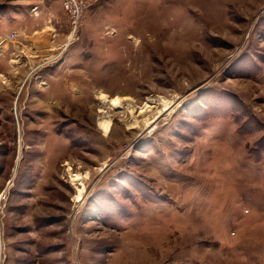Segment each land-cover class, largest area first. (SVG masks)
I'll use <instances>...</instances> for the list:
<instances>
[{
  "label": "rangeland",
  "instance_id": "374dc122",
  "mask_svg": "<svg viewBox=\"0 0 264 264\" xmlns=\"http://www.w3.org/2000/svg\"><path fill=\"white\" fill-rule=\"evenodd\" d=\"M62 1L0 0V264H264V0H88L73 36Z\"/></svg>",
  "mask_w": 264,
  "mask_h": 264
},
{
  "label": "bare ground",
  "instance_id": "6f19581e",
  "mask_svg": "<svg viewBox=\"0 0 264 264\" xmlns=\"http://www.w3.org/2000/svg\"><path fill=\"white\" fill-rule=\"evenodd\" d=\"M17 36H15L13 38V41H16V40L19 39ZM32 37H33V44H34L33 46H35V48H36L38 53H43L44 54V53H49L50 51L54 50V47L51 44V40L53 38V34H52V30L50 28H45V29H43V31L39 32L38 34H34ZM17 48L19 50H21L22 49V45L18 44ZM33 53L36 54V51L35 52L33 51ZM13 58L15 59L16 55ZM98 98H100L102 104H104V105L109 104L110 106H112L114 108L121 107L124 104L123 103L124 99L121 96H117V95L109 97L107 94H105L103 92H99V97ZM151 101H154V100H151ZM159 101H161V99ZM161 104L164 107L163 110L171 109L170 107L172 105H170V101L162 99ZM129 112H130V110H129ZM146 122L148 123L147 119H146ZM98 126L103 131L104 134H108L110 132L111 128H112V119H111V117L108 116V115H103V116L99 117ZM87 176H88L87 172L85 174H83L81 172H76L74 174H71V177H72L73 181L80 182L79 186L77 187V191H76V199L79 202L85 196L84 192H86V190H85V186H84V182H83L84 180L83 179L86 178ZM0 246H2L1 245V241H0Z\"/></svg>",
  "mask_w": 264,
  "mask_h": 264
},
{
  "label": "built area",
  "instance_id": "2783aa9c",
  "mask_svg": "<svg viewBox=\"0 0 264 264\" xmlns=\"http://www.w3.org/2000/svg\"><path fill=\"white\" fill-rule=\"evenodd\" d=\"M88 0H63L62 6L65 12L68 15L70 26L72 28L69 35L73 36L76 30V27L79 24L81 14L83 9L87 7ZM16 36L15 32H10L4 37L0 38V54L8 51L10 46L13 44V38Z\"/></svg>",
  "mask_w": 264,
  "mask_h": 264
},
{
  "label": "crops",
  "instance_id": "0c3cea01",
  "mask_svg": "<svg viewBox=\"0 0 264 264\" xmlns=\"http://www.w3.org/2000/svg\"><path fill=\"white\" fill-rule=\"evenodd\" d=\"M2 37H4V36H2L1 33H0V38H2Z\"/></svg>",
  "mask_w": 264,
  "mask_h": 264
}]
</instances>
